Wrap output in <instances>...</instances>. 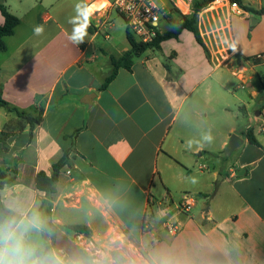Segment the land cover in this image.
<instances>
[{"label":"crops","instance_id":"obj_1","mask_svg":"<svg viewBox=\"0 0 264 264\" xmlns=\"http://www.w3.org/2000/svg\"><path fill=\"white\" fill-rule=\"evenodd\" d=\"M83 2L98 3L90 16L95 23L110 18V0ZM242 2L264 7V0ZM0 4L20 20L5 39L7 50L0 51L3 98L30 114L43 110L32 136L29 126L13 134L8 151L0 141V171L18 170L15 182L0 190V225L38 217L41 226L29 227L23 239L36 252L53 223V255L61 264H101L108 257H127L131 264H264V125L260 109L247 124L240 121L223 71L230 70L242 84L236 89H244L253 79L248 73L264 67L254 60L264 53V15H238L228 0H217L198 24L204 47L184 30L135 58L132 71L120 69L102 90L108 76L101 56L112 67L110 57L129 51V42L97 45L103 29L88 26L83 43H73L68 21L77 15V3L71 0ZM168 24L163 33L173 29ZM36 26L44 28L39 36ZM259 87L251 99H264V83ZM240 105L245 114V103ZM19 121L0 108V134ZM249 128L260 146L243 135ZM209 131L211 143L203 139ZM233 135L243 143L227 156ZM66 151L71 164L61 170L57 192L46 198L36 187L37 175L51 177ZM185 194L200 199L188 212L180 209ZM70 225L89 227L91 237Z\"/></svg>","mask_w":264,"mask_h":264},{"label":"trees","instance_id":"obj_2","mask_svg":"<svg viewBox=\"0 0 264 264\" xmlns=\"http://www.w3.org/2000/svg\"><path fill=\"white\" fill-rule=\"evenodd\" d=\"M215 1L217 0H194L192 6L193 13L190 16H182L180 21L177 23L174 22L170 17L172 11L171 13L168 12L166 15V19L169 23L173 24V29L164 33H159L154 39V41L148 44L136 41V39L133 37L127 27L126 37L131 48L119 58H116L114 56L110 57L112 71L111 74L105 80L101 89L104 90L108 87V85L116 78L120 69L132 71L133 61L135 58L143 55L148 50H159L161 48L160 46L162 42L167 41L169 39H177L184 30L192 32L195 35L197 42L204 47V43L198 26V14L201 13L207 7H209V5H211ZM232 1L238 3L241 9L248 13H252L256 16L264 15V7H262L261 9H255L253 7L244 5L242 0ZM174 11L181 14L180 10L177 8L174 9ZM0 12L5 19L4 24L0 25V51H6L7 45L5 39L6 37L12 36L15 33V29L19 25L20 20L18 17L10 13L8 8L3 4H0ZM166 67L168 68L169 66L166 65ZM0 108L5 109L8 113L15 114L20 120L19 123L17 122L16 124H14L9 122L4 126L0 134V141L4 151H8V140L13 134L22 132L27 126H29L32 136L33 130L43 121L42 109L39 110L36 114H30L25 111H21L6 102L3 98V85L1 83ZM243 135L251 144L260 146V144L253 135V131L250 128L243 132ZM70 153L71 151H66L61 160L53 165V175L51 177H49L44 172H40L37 175L36 187L38 190L46 194V198H50L53 194L57 192L56 185L59 179L60 172L65 166H69L71 164ZM17 172L18 170L16 168L12 169L9 173H7L6 171H0V190H3L5 186H11L15 182ZM4 218L5 206L0 200V222H2ZM67 228L75 233L83 234L86 237H91L92 235L90 228L84 225H70ZM45 231L48 235V240L44 244V246L39 247L36 250V255L41 258L52 259L54 258L53 253L56 247L57 226L50 222L47 225Z\"/></svg>","mask_w":264,"mask_h":264},{"label":"rangeland","instance_id":"obj_3","mask_svg":"<svg viewBox=\"0 0 264 264\" xmlns=\"http://www.w3.org/2000/svg\"><path fill=\"white\" fill-rule=\"evenodd\" d=\"M72 2H76L77 4H81V6L84 5L83 0H71ZM186 2V4L184 5H180L178 2L179 7L185 11L186 14H183L181 11L180 13H177L176 11H174V9H178L177 6V1L174 0L173 2H168L169 3V7H168V11L170 12L172 11V14L170 15L171 19L174 22H179L180 19L182 18V16H190L193 13V1L191 0V2L189 0H184ZM229 3H233L234 1L232 0H228ZM251 1V0H249ZM71 3V2H70ZM97 4H94L93 6H97ZM187 6H189L190 8L188 9ZM209 8V7H208ZM95 9V8H94ZM180 10V9H179ZM206 9H204L201 13L198 14V24L199 22H201L203 24V18L204 16H202L201 14H203L205 12ZM109 23L102 27V31L100 33V36L97 40V45H103L104 47L110 45V44H114V46H118L119 48H121L124 45H127L128 41H127V37H126V29H127V23L125 21V19L123 18V16L118 13L116 10H112L111 11V15L110 18L108 19ZM90 23H94L93 19L90 18ZM171 24V23H170ZM252 24V22H251ZM173 25V24H171ZM169 24L168 22L162 20L160 22V27L162 29L165 28H169ZM210 29V27H208ZM211 30V29H210ZM108 34L110 36L111 39L109 40H105L104 36ZM101 58L103 59L101 61V64H104V72H105V76H109L111 74L112 71V67H110L107 64V61L105 60V56H101ZM224 71V77L226 79H228V91L227 92V98L230 101V104L232 106V109L235 110L240 117V121L243 122V124H247L248 123V119H253L256 110H259L262 105H263V98L259 97L258 99H251V92L252 89L254 90H259L260 89V82L264 83V67H258L257 69H255V72H249L247 76H252L253 79L252 80H248L247 81V85L245 84L246 88L242 89H236V86H242L241 82L238 80L237 77L233 76V74L231 73L230 70H228L227 68L223 69ZM245 103L246 107H247V112L245 114H241L239 107L241 106L240 103ZM191 196H193L195 198V200H200L199 198H197V196L190 194ZM24 231H23V239H24ZM120 240L125 239V235H120L119 236ZM41 241V247L44 246V241ZM141 259V258H140ZM145 264V261L141 259V262H136V264ZM101 264H131V260H129V258L127 257H123V260H118L112 257H108L106 258L103 263Z\"/></svg>","mask_w":264,"mask_h":264},{"label":"clouds","instance_id":"obj_4","mask_svg":"<svg viewBox=\"0 0 264 264\" xmlns=\"http://www.w3.org/2000/svg\"><path fill=\"white\" fill-rule=\"evenodd\" d=\"M93 7H82L79 3L75 6L77 15L68 21L73 24V31L69 37L73 43H83L84 37L87 35ZM33 31L35 35L39 36L44 32V28L43 26H36ZM203 139L207 143H211L213 140L211 132L205 134ZM187 147L191 148V141L187 142ZM193 183H195V179H193ZM40 226L41 222L38 217L25 218L19 222L11 221L0 225V264H61L58 258L48 259L37 256L33 248L24 244L23 231L29 227L39 228Z\"/></svg>","mask_w":264,"mask_h":264},{"label":"built area","instance_id":"obj_5","mask_svg":"<svg viewBox=\"0 0 264 264\" xmlns=\"http://www.w3.org/2000/svg\"><path fill=\"white\" fill-rule=\"evenodd\" d=\"M171 1L173 2L174 0ZM176 1L178 2V0ZM189 1L191 2V0ZM168 5L161 2V0H110L109 6L112 10H116L123 16L130 33L136 41L148 44L153 42L159 33H163V29L160 27V22L162 20H167L166 15L168 13ZM230 7L231 10L238 15L244 13L236 2L230 3ZM100 10H98L97 13H99ZM101 19L102 20L99 23H89V26L100 29L109 23L108 15L102 16ZM108 37L109 35L106 34V38ZM254 60L264 64V53L255 56ZM258 118L262 119L264 125V102L260 108V115ZM194 200L195 198L193 196L185 194L180 209L185 212L190 211ZM170 230L175 232L177 231V228L171 226Z\"/></svg>","mask_w":264,"mask_h":264},{"label":"water","instance_id":"obj_6","mask_svg":"<svg viewBox=\"0 0 264 264\" xmlns=\"http://www.w3.org/2000/svg\"><path fill=\"white\" fill-rule=\"evenodd\" d=\"M254 24V21H252V25ZM86 104H90V102H84ZM260 113L258 112L257 115H259ZM243 143V140L237 136V135H233L229 141V144L227 146V149L225 151V155L227 156H231V154ZM4 192V191H1Z\"/></svg>","mask_w":264,"mask_h":264},{"label":"bare ground","instance_id":"obj_7","mask_svg":"<svg viewBox=\"0 0 264 264\" xmlns=\"http://www.w3.org/2000/svg\"><path fill=\"white\" fill-rule=\"evenodd\" d=\"M102 20V19H101Z\"/></svg>","mask_w":264,"mask_h":264}]
</instances>
